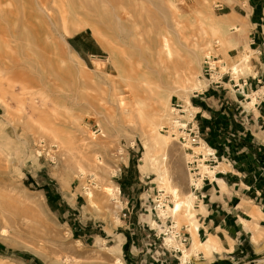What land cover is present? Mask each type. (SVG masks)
<instances>
[{
  "label": "rangeland",
  "instance_id": "1",
  "mask_svg": "<svg viewBox=\"0 0 264 264\" xmlns=\"http://www.w3.org/2000/svg\"><path fill=\"white\" fill-rule=\"evenodd\" d=\"M39 1L0 0V264H264V254L252 251L247 240L239 251L213 255L231 248L213 237L221 249L207 255L203 246L209 237H195L189 219L173 214L171 188L185 199L194 179L186 165L191 158L180 145L169 138L163 181L156 166L143 169L144 131L141 122H130L129 112L136 104L148 112L153 103L149 84L166 86L176 70L164 56V68L152 70L159 67L152 52L159 47L163 1L62 0L69 13L87 11L100 30L96 36L91 28L72 26L76 32L64 40L54 0ZM174 2L182 9L188 40L208 41L193 61L192 81L205 87L206 53L222 61L211 78L231 74L222 66L229 69L248 47L246 0ZM175 60L181 71L183 57ZM240 69L238 76L251 73V59ZM176 98L183 101L184 95L170 94V102ZM203 164L208 163L198 165L197 172L213 178L209 172L217 168L206 170ZM193 198L191 221L198 225L205 209ZM196 241L201 248L194 253ZM119 245L115 255L112 248ZM185 254L190 256L184 263Z\"/></svg>",
  "mask_w": 264,
  "mask_h": 264
},
{
  "label": "crops",
  "instance_id": "2",
  "mask_svg": "<svg viewBox=\"0 0 264 264\" xmlns=\"http://www.w3.org/2000/svg\"><path fill=\"white\" fill-rule=\"evenodd\" d=\"M246 6L245 42L252 52L251 73L235 81L227 72L219 85L207 84L195 97L190 96L197 122L206 131L202 132L204 141L213 143L217 156L213 178L193 193L198 207L201 204L205 209V214L197 216V238L211 236L223 248L231 247L213 255L239 251L243 240L252 251L264 254V0H246ZM254 94L252 103L249 99ZM249 225L253 232L247 229Z\"/></svg>",
  "mask_w": 264,
  "mask_h": 264
},
{
  "label": "bare ground",
  "instance_id": "3",
  "mask_svg": "<svg viewBox=\"0 0 264 264\" xmlns=\"http://www.w3.org/2000/svg\"><path fill=\"white\" fill-rule=\"evenodd\" d=\"M162 1H163L162 4H164L165 9L160 10V13H161V17L163 18L164 21H163V23H161V25H159L158 31L156 33V38H157V42H158L159 47H158V49H155L152 52V55L155 56V59L157 58V60L159 62L158 63L159 65L157 64L159 67L158 68L152 67V70L153 71L155 70L159 73L160 72L159 69L164 68L165 63H166L165 60L163 63V59H162L163 57L162 56H164L167 59V61L169 63H171V65L174 66V68L176 69L173 72L175 75L174 79H173L174 81H172L170 83H167L168 81L167 82L165 81V85L167 87L162 86L163 85L162 84L161 86H158V88L156 87L157 89H154L153 86L151 84H149L150 92H153L152 97H150L151 101H153V103L151 102L152 107L149 109L148 112L145 113L143 111V108H140L139 104H136V106H134L133 109L129 112L130 118L132 119L130 122H133V123H135V122L140 123L141 122L142 123L141 127H143V131H144L143 132L144 133V144H145L146 151L142 155L143 160H144L143 169H145L146 167H149L150 165L156 166V171L158 174L157 179H159L161 181H163L167 176V171L163 165V163H164L163 161L166 159V151H167V149L169 147V143H170V141H169L170 137L168 135L165 136L164 134L160 133L161 127L164 124V122L162 124L163 118L165 117L164 108H165V106L167 107V105L170 103V94H174V93H178V92H180L182 95H184L183 102L186 103L188 106L193 107L190 103V97H188V96L190 94L192 95L193 93L199 92L203 89L198 81H197V83L192 81L193 77L195 76L194 74H196V73L193 74V71H195L193 61L194 60L197 61L199 49L201 50L208 43V41H206L204 43L190 42L188 40V37L185 36L186 32L184 33L186 26L181 25L180 19H181V13H183L182 9L180 10L177 8V5L175 4L174 0H161V2ZM54 4H55V11L58 13V18L60 21L59 26L62 30L60 35H61V38L63 40L65 39V37L70 36L76 32V31L71 30L72 26H79L80 29H82L84 27L91 28L96 36L100 34L99 21L97 19H94V17L90 16L87 11H83L80 13L79 12L69 13V12H67L66 8L63 7V5L65 3H63L62 0H54ZM104 4H108V3H104ZM203 4H204V8H205L206 7L205 3L202 2V5ZM36 5H38V4H35V6ZM39 6H40L39 9L38 8L37 9L40 10V12L42 13V16L44 15V17L46 16L47 19L50 20L51 17H50L49 11L44 9V7L42 5H39ZM160 7H161V4H160ZM52 9L50 8V10H52ZM122 16L124 17V15H122ZM114 19H115V16H114ZM115 21L118 22V18H117V20L115 19ZM49 24H52L51 21ZM52 26H54V25L52 24ZM52 26H51V29H52ZM122 26L120 28L124 30V28ZM119 30H118V32H119ZM128 30H129V28H128ZM210 32L212 35H214L216 32V27L212 26ZM205 33L207 34L206 31H205ZM118 34H120V33H118ZM65 44L67 46V49L71 53V51L69 49V45L66 41H65ZM206 49H205V51H206ZM181 50H185L187 52V54L180 56ZM204 53H206V52H204ZM139 54H140V52H139ZM204 55H205V57L203 60H206L209 57L211 58V55L210 54L208 55V53H206ZM251 55H252V52L247 47L242 52H238V57L236 60L237 63L231 64L229 69L225 68L226 65H223V66L221 65V66H222L224 71H230L234 77H237L238 72L241 70L240 66L245 62L249 63V60L251 59ZM24 57H25V55H24ZM174 57H176V58L183 57V61L181 64V71H179V69L177 70L178 64L177 65L175 64V63H177L176 60H175V62L173 61ZM11 61H12V59H11ZM221 62L222 61H216V62H214V64H217V63L220 64ZM202 66H203V63H202ZM193 67H194V69H193ZM13 68H15V67H13ZM6 69H8V68H6ZM8 76H9V74H8ZM5 77H3L2 79H4ZM204 80L206 81V84H205V86H206L211 80H217V78L213 77V78H211V80L206 78ZM4 92L2 95H4ZM21 93L23 94V96L25 95V93H23V92H21ZM22 94H20V95H22ZM17 96H19V95H17ZM120 100H121L120 101L121 105L119 107H121L123 105L124 99H120ZM254 101H255V98L253 97V100L251 102L253 103ZM22 102H23V100H22ZM169 106H170V104H169ZM193 109L196 110V108H194V107H193ZM126 112H128V111H126ZM167 118H168V113H167L166 120H167ZM47 129L50 130L51 126H49V128H47ZM196 148L198 150V153H201L203 151L202 149L205 150V153L210 152V149H208L209 148L208 145H201V146H197ZM187 157L190 158V156H188V155H187ZM200 164H201V162L199 161L198 165L200 166ZM201 166L206 170H207V168H209L205 164H203ZM214 167H216V166H214ZM80 169H82V168L80 167ZM214 172H215V170H214ZM214 172L210 171L209 173L213 174V176H214ZM198 173L201 175V177H203V175L200 172H198ZM207 176H209V175H207ZM171 191H172V195L174 197V202H175V207L172 209L173 214L180 215V218H183V217L188 218L191 225L194 226V230H193L192 234L195 235V237H197L198 225L193 224L194 222L191 221V218L193 217L194 211H195L194 210L193 192L191 194H188L185 199H182L176 188H174V187L171 188ZM92 195H93L92 191L89 189L87 192V196H88V199L91 203H93ZM255 229H256V232H258V230H257L258 228L256 227V225H255ZM203 247H204L207 255H209L211 253V249H214L218 252H220V249H221L217 240L211 236H209L208 240L206 241L205 246H203ZM194 248H195L194 253L198 252V250H200L199 248H201V246L197 243V241H196ZM112 249H111L112 253H114L115 255L116 254L118 255V253L121 251V245L113 247ZM189 256L187 254L184 255V257H183L184 263L186 262V260ZM120 264H123V262L121 261Z\"/></svg>",
  "mask_w": 264,
  "mask_h": 264
},
{
  "label": "built area",
  "instance_id": "4",
  "mask_svg": "<svg viewBox=\"0 0 264 264\" xmlns=\"http://www.w3.org/2000/svg\"><path fill=\"white\" fill-rule=\"evenodd\" d=\"M216 57L211 56L203 62L202 74L206 78L211 80V74L218 71L216 70ZM222 73L217 80H211L208 85H219V81L222 80L226 74ZM196 93H193L191 97H195ZM190 97V98H191ZM260 100V99H259ZM193 107L188 106L182 100L178 98L170 102L169 117L167 122L161 127V131L168 135L172 141L180 145L184 152L190 156L191 160L186 163L188 173L194 178L193 182L189 184L191 191L194 193L201 189L204 182H210L211 178L207 175L201 177L198 174V163H208L207 166L212 169V163H216L217 156L216 151L209 147L210 152L203 154H196L194 148L201 145H207L204 141L203 133L197 122V111L192 110ZM209 146V145H208ZM201 183H197L195 179H199Z\"/></svg>",
  "mask_w": 264,
  "mask_h": 264
}]
</instances>
